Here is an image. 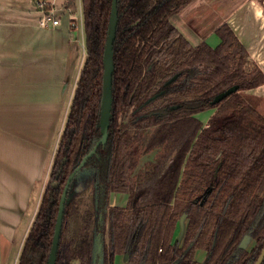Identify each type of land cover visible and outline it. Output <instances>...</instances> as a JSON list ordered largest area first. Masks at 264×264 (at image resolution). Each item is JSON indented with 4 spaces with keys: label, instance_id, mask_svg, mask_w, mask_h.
<instances>
[{
    "label": "trees",
    "instance_id": "1",
    "mask_svg": "<svg viewBox=\"0 0 264 264\" xmlns=\"http://www.w3.org/2000/svg\"><path fill=\"white\" fill-rule=\"evenodd\" d=\"M80 1L85 56L17 264H47L61 190L81 163L95 171L93 231L102 241L108 221L110 257L125 251L130 264H253L264 243V115L240 91L264 84V72L226 22L214 29V48L204 41L192 46L180 35L168 17L189 0H117L110 116L102 132L103 49L112 0ZM232 85L237 89L213 103ZM206 108L214 113L202 126L194 114ZM129 109L155 114L158 128L175 134L174 156L136 190L127 181L130 146L141 124L130 129L121 120ZM111 189L128 193L126 206L108 205ZM68 207L55 264H71L73 245L80 264H90L101 250L92 247L88 221L85 233L72 235ZM182 214L188 222L178 247L170 239ZM244 234L255 239L250 251L239 243ZM196 246L206 249L202 263L192 257Z\"/></svg>",
    "mask_w": 264,
    "mask_h": 264
},
{
    "label": "crops",
    "instance_id": "2",
    "mask_svg": "<svg viewBox=\"0 0 264 264\" xmlns=\"http://www.w3.org/2000/svg\"><path fill=\"white\" fill-rule=\"evenodd\" d=\"M50 1L59 22L40 27L41 12L34 0H0V264H17L48 184L85 56L81 1L80 23L73 15L74 0ZM207 1L196 0L195 5ZM217 1L225 13L217 24L227 22L234 29L249 60L264 72V0ZM205 39L211 46L219 40L215 33L206 34ZM253 88L246 95L262 99L264 106V84ZM112 197L118 204L126 199L123 194ZM175 228L183 229L179 222ZM243 240L245 248L253 246L251 239ZM195 257L201 260L203 251L197 249ZM121 259L116 257L118 262Z\"/></svg>",
    "mask_w": 264,
    "mask_h": 264
},
{
    "label": "flooded vegetation",
    "instance_id": "3",
    "mask_svg": "<svg viewBox=\"0 0 264 264\" xmlns=\"http://www.w3.org/2000/svg\"><path fill=\"white\" fill-rule=\"evenodd\" d=\"M208 1H211V0H208ZM188 2H186L185 4H187ZM185 4H183V5H185ZM207 4H204L203 6H205ZM194 5H195V3H194ZM198 5H200V4H198ZM182 6H180V8ZM180 8L175 12H178L180 10ZM175 12H173V13H175ZM171 14L168 17L169 23L171 25H173L176 28V30L179 32V34L182 35L192 46H195L199 42L204 41L210 47L214 48V46L217 45V43L219 42V40H218V42L214 46H211L206 41V39H205L206 33H205V30H203L206 25L202 22V18H201V16H203L202 12H200L199 14H195V12H194L195 16L197 15L196 23H198V25H199V26H197V29L194 28V30H192V28H190L193 26L189 25V24H192L189 22V20L185 19L184 23L181 22L179 24L180 26L176 23L175 19H174L175 21H171ZM183 15L186 17V14H183ZM199 23L201 24V27H200ZM221 23H223V22H221ZM221 23L217 24V21H215V23H213L210 26L211 28L208 29V31L210 30L209 33H213V34L215 33L218 36V34L216 33V31L214 29L216 26H218ZM203 25H204V27H203ZM181 26H183L182 30H184V31L180 30ZM218 38H219V36H218ZM170 80H168V81H170ZM154 97H156V95L150 96V98L146 102L153 100ZM151 104H154V102H150L149 105H151ZM170 107L175 108L176 105H171ZM201 113H208L206 121H203V119L201 117H199V115ZM213 113H214V108H206V109L199 110V112H196L194 114V116L196 117V119L199 122H201L202 126H206V125H208L207 122ZM121 120L130 129H134V126L137 125L136 123L141 124L140 136L138 139L133 141L131 143V146H130V149L132 151V153H131L132 157H131V163H130L131 165H130V168L128 171V176H129L130 181H127V182L134 184V189L136 190V189H139V187H142L143 184H145V183L148 184L150 179L153 177V175H152L151 178H148V176H149L148 173L152 172V170L162 169V167L166 166L168 164V162L170 161V159L174 156V154L176 152V147L174 145L170 144V140L172 139V137L175 134H168L169 133L168 130L166 131V130L159 129L158 128L159 127V125H158L159 121L156 118L155 114H151V113L150 114H147V113L135 114V110L132 111L131 109H129L128 112L123 114V117ZM165 132H167V133H165ZM86 168H89L92 172V177H93V181H94V187H93L94 189L91 188V189L86 190L85 188L82 187L81 184H80L81 188H77L75 185H73L72 181L76 177L77 173L83 169H86ZM72 173H73V175L70 178V181H69L70 183L68 185V189L66 192V197H65L66 201L64 203L63 213L65 210L66 204L68 202L69 207L67 209V215H68L67 220L69 223L70 231L74 237L80 236L81 234L85 233V231H83L84 230V222L88 221V223H89L88 233H89V236L91 237L92 247L93 248L95 247L97 249V251L101 250L99 253L100 256H98V257L96 256V258L92 257V259L90 260V264H130L129 263V255L125 251L116 252L110 257L109 247H108V230H107L108 221L107 220L105 221V227H104L105 232H104V236H103L102 241H101V237L96 236L95 232L93 231V220L96 216V214H95V211H96L95 194H96V188H97V182L95 181L94 168L89 164H86V166H85V165H82V163H81V164H79V166H77L75 168V170L73 172L70 173V175ZM70 175L67 177V179L70 177ZM67 179L65 180L64 186L67 183L66 182ZM50 183L52 184V186L56 185L55 182H50ZM64 186L61 190V194H62V191L64 189ZM71 187H72V189H71ZM61 194H60V196H61ZM115 194H119V195L123 194L126 199L124 200L123 203H120V204L115 203L113 201L114 198L112 197ZM107 198H108V205L118 207V208L126 206V204L128 203V200H129L127 192L116 191V190H112V189L108 191ZM85 199H86V201H85ZM59 202H60V199H59ZM58 208H59V203H58ZM57 212H58V210H57ZM63 213H62V215H63ZM56 219H57V217H56ZM178 222L181 225V227L183 228L180 230V232L176 231V228H175ZM187 222H188V217L185 214H182L177 219L175 226H174L173 234H172L171 239H170V243L175 244L178 247L182 246L183 237H184V234L186 231ZM62 223H63V218H62ZM62 223H61V227H62ZM61 227H60V230H61ZM60 230H59V232H60ZM59 238H60V235H59ZM246 238L251 239L253 241V246L256 244L255 239L253 237H251L248 234H244L241 237L240 242H239L243 248H245V246L243 245V243H244L243 239H246ZM52 240H53V238H52ZM58 242H59V239H58ZM51 244H52V242H51ZM263 245H264V243H263ZM253 246L249 249H247V248H245V249L250 251L253 248ZM57 247H58V243H57ZM262 248H263V246H262ZM262 248H261V250H262ZM197 249H201L203 251V257L201 260H197L195 257V251ZM57 250H58V248H57ZM75 250H76L75 245L70 247V249L68 251V254H70L69 262L71 264H73V263L74 264H80L79 257L75 256V253H76ZM261 250H260V252H261ZM260 252H259V254H260ZM56 255H57V251H56ZM117 256L122 257L121 262H118L116 260ZM192 257L195 261H197L199 263L204 262V259L206 257V249L202 248L200 246H196L193 250ZM55 262H56V257H55ZM55 262H54V264H55ZM142 264H156V263L144 262Z\"/></svg>",
    "mask_w": 264,
    "mask_h": 264
},
{
    "label": "water",
    "instance_id": "4",
    "mask_svg": "<svg viewBox=\"0 0 264 264\" xmlns=\"http://www.w3.org/2000/svg\"><path fill=\"white\" fill-rule=\"evenodd\" d=\"M116 4H117V0H112V4H111V9H110V13H109V23H108V27H107V36H106V40L104 43V54H103V66H104V70L102 73V94H101V105H100V112H99V116H100V120H99V126L102 132H104L107 123H108V119H109V112H110V105H111V86H112V82H111V78H112V71H113V66H112V43L114 41L115 38V27H116V22H117V17H116ZM237 89V85H232L231 87L217 93L215 95V98L213 100V103H215L218 100H221L222 98H224L225 96H227L228 94L232 93V91ZM73 173L70 175V177L67 179V183L64 186V189L62 191V194L60 196V202H59V208H58V212H57V219L55 222V226H54V236H53V240H52V244H51V250L49 253V258H48V262L47 264H54L55 262V257H56V251H57V243H58V239H59V235H60V227H61V223H62V218H63V209H64V203L66 201L65 197H66V192L68 189V185H69V181L70 178L72 177ZM264 257V245L263 248L260 252V254L257 256V260L254 262V264H261V262L263 261Z\"/></svg>",
    "mask_w": 264,
    "mask_h": 264
},
{
    "label": "rangeland",
    "instance_id": "5",
    "mask_svg": "<svg viewBox=\"0 0 264 264\" xmlns=\"http://www.w3.org/2000/svg\"><path fill=\"white\" fill-rule=\"evenodd\" d=\"M74 1H75V4H74L73 15L75 17L79 18V15H80V4H79L78 0H74ZM214 1H216V2L212 3V1H208L207 5L200 6L198 4L194 5L196 0H190L187 4L183 5L178 12H175V13L171 14V21H175L176 20V23L179 25L181 22L184 23L185 19L189 20V22L192 23V24H189V25L193 26V27H190V28H192V30H194V28L197 29V26H199L198 23H196L197 15L195 16V14H199L200 12H202V14H203L202 21L204 23L208 22L206 24V26L204 27V29H203V30H205V33L207 34L210 31V30L208 31V29L211 28L210 26L213 23H215V21H219L225 15V13L219 7L220 2H218L217 0H214ZM194 12H195V14H194ZM183 14H186V17ZM79 23H80V18H79ZM200 27H201V24H200ZM182 28H183V26L180 27V30H182ZM78 31H79V34H80V29H78ZM182 31H184V30H182ZM78 50H79V56H81L83 54L82 47H79ZM250 90H254V88L240 91V93L242 95H244L247 100H250L251 103L255 104L256 107L259 109V111L264 113V106L261 105V103H260V101L262 99L259 100L257 97H255V98L252 97L251 98L249 95H246V93L250 92ZM207 115H208V113H201L199 115V117H201L203 119V121H206ZM219 121L220 120H218V122ZM72 182H73V185H75L77 188H81V186H80V184H81L82 187L85 188L86 190L87 189H91V188L94 189L93 188L94 187V181H93V177H92V172H91V170L89 168H86V169H83V170L79 171ZM71 189H72V187H71ZM85 201H86V199H85Z\"/></svg>",
    "mask_w": 264,
    "mask_h": 264
},
{
    "label": "built area",
    "instance_id": "6",
    "mask_svg": "<svg viewBox=\"0 0 264 264\" xmlns=\"http://www.w3.org/2000/svg\"><path fill=\"white\" fill-rule=\"evenodd\" d=\"M34 2H36V8L41 12L40 27H47L49 23L55 25L59 22L58 18L54 16V6L51 1L49 8H46L47 0H35Z\"/></svg>",
    "mask_w": 264,
    "mask_h": 264
}]
</instances>
